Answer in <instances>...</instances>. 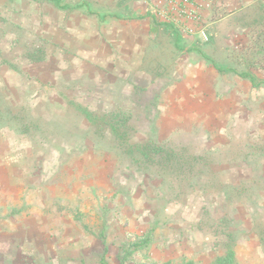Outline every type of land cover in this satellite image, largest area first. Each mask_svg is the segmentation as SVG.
<instances>
[{"label":"rangeland","instance_id":"obj_1","mask_svg":"<svg viewBox=\"0 0 264 264\" xmlns=\"http://www.w3.org/2000/svg\"><path fill=\"white\" fill-rule=\"evenodd\" d=\"M207 1L201 17L216 28L206 42L224 87L229 70L238 75L259 57L255 6L264 0ZM119 4L0 0V264H101L98 252L108 264H211L227 252L245 264L243 237L264 246V69L250 70L256 86L240 76L241 105L228 97L227 111L171 134L156 128L159 140L213 161L174 196L117 159L112 136L91 133L70 102L131 111L143 140L148 113L159 118L162 91L182 77L183 52L163 33L161 44L146 40L133 0L130 11Z\"/></svg>","mask_w":264,"mask_h":264},{"label":"crops","instance_id":"obj_2","mask_svg":"<svg viewBox=\"0 0 264 264\" xmlns=\"http://www.w3.org/2000/svg\"><path fill=\"white\" fill-rule=\"evenodd\" d=\"M127 1L132 0H118L120 3L119 9L125 8V11H130V8L126 5ZM133 2L134 12L131 10L133 12L131 15L137 17L136 19L132 18V21L135 23L140 21L143 26L142 29L138 30V33L143 32L146 40L148 36V38L150 37L148 39L150 42L158 44L164 41L161 33L165 34L167 41H171L173 46L180 49L186 58V65L184 64L185 67L183 68L181 79L166 86L161 93L162 103L159 105L161 112L155 122L157 130L162 128L161 125H164L163 130L171 134L182 126L197 121L209 112L227 111L228 108L225 107V104L228 101H225V98L228 97L233 98L232 103L236 105L242 104L240 99L242 95H246L247 98V92L245 91L242 94L241 89L238 90L237 84L240 88L242 83L244 89H247V79L233 74L229 70L228 73L232 76L233 82L221 87L216 80L219 71L214 67L213 63L216 62L210 55L213 48L209 47V42L214 40L215 36L213 33L216 31V28L214 29L211 24L212 21H209L207 26V32L210 33L209 42L201 41L198 37H193L197 39L187 40L186 36L184 38L183 36H177L172 25L159 22V19L157 20V18L153 17L149 7L144 3L138 4L134 0ZM199 2V4H203V1L199 0ZM200 11L203 13L206 9L200 8ZM133 33H136L135 30ZM135 37L136 34H134V41L139 39L138 36ZM191 56L194 58L193 60ZM237 252L241 263L264 264V246H262L256 234L243 237L241 239V247Z\"/></svg>","mask_w":264,"mask_h":264},{"label":"trees","instance_id":"obj_3","mask_svg":"<svg viewBox=\"0 0 264 264\" xmlns=\"http://www.w3.org/2000/svg\"><path fill=\"white\" fill-rule=\"evenodd\" d=\"M54 1L56 3L60 2V0ZM63 6L67 5L64 4ZM255 9L259 10L260 13H258L255 19V22L260 21V26L257 28V31L255 30L256 33L251 28V25L249 27L247 26V28H250L249 31L254 32L255 42L253 47L255 48V52L259 54V57L249 61L247 69L238 73L239 76L249 78L253 86H256L257 83L254 81V76L250 70H258L259 68L264 69V3H258ZM174 32L179 36L178 31L174 30ZM40 58L43 57H38L36 60L40 61ZM30 60L34 62L35 59ZM216 68L222 70L220 67L216 66ZM260 82L264 83V80ZM154 98L155 95H151L150 102H153ZM70 102L75 106L76 110L82 114L89 127V131H92L91 133L100 136L107 133L112 136L114 140L113 148L119 152L117 153V159H128L129 163L134 165L135 169L142 170L143 174L149 175L151 181L156 178L160 180V183H166L167 187L169 186L170 188L176 189L174 196L181 195V190H183L182 187H186L187 192L188 189L195 186V177H199L203 169L209 170L212 165L213 161L208 157L209 151L206 154L198 155L187 151V149L182 146H176L166 141L159 140L155 127L156 114H154V110L152 113H148V118L146 120V128L149 133L148 138L135 140L136 131L133 123H131L133 119L131 111L112 109L110 111L97 112L96 110L89 109L88 105L83 106L79 102L75 103L74 98L71 99ZM95 255L99 258L101 264H108L104 259V252L102 254L98 252ZM161 264L197 263L190 259L177 263L166 261ZM211 264H234L233 252H227L217 257L216 261Z\"/></svg>","mask_w":264,"mask_h":264},{"label":"built area","instance_id":"obj_4","mask_svg":"<svg viewBox=\"0 0 264 264\" xmlns=\"http://www.w3.org/2000/svg\"><path fill=\"white\" fill-rule=\"evenodd\" d=\"M152 15L173 26L182 34L198 37L201 41L209 38L206 24L201 17L199 0H141ZM205 5L209 1L201 0Z\"/></svg>","mask_w":264,"mask_h":264}]
</instances>
